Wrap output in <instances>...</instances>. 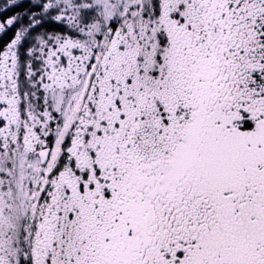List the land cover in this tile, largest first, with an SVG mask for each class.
<instances>
[{"label":"snow or ice","instance_id":"obj_1","mask_svg":"<svg viewBox=\"0 0 264 264\" xmlns=\"http://www.w3.org/2000/svg\"><path fill=\"white\" fill-rule=\"evenodd\" d=\"M0 264H264V0H0Z\"/></svg>","mask_w":264,"mask_h":264}]
</instances>
